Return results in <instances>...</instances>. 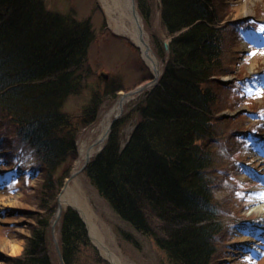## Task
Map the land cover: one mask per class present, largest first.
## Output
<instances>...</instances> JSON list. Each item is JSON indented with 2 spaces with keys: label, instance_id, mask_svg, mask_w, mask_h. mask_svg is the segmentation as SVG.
I'll return each mask as SVG.
<instances>
[{
  "label": "trees",
  "instance_id": "16d2710c",
  "mask_svg": "<svg viewBox=\"0 0 264 264\" xmlns=\"http://www.w3.org/2000/svg\"><path fill=\"white\" fill-rule=\"evenodd\" d=\"M149 1L150 6L147 0L136 4L148 30L159 12L158 29L165 38L150 36L162 72L137 102L130 132L124 136L115 121L83 172L123 220L167 253L171 264H212L228 231L218 217L231 213L229 205L221 208L222 200L213 198L211 179L217 169L211 142L222 126L214 116L222 108L219 96L223 88L242 95L264 74L220 80L231 72L219 17L222 0ZM244 24H233L235 36L260 26ZM93 34L87 20L53 13L42 0H0V155L14 176L43 177L33 194L41 211L37 226L9 264H54L51 225L59 191L78 156L79 131L97 118L103 95L94 91L78 113L64 109L65 99L82 89L79 70ZM56 230L65 264L80 260L91 246L72 207L62 210Z\"/></svg>",
  "mask_w": 264,
  "mask_h": 264
},
{
  "label": "rangeland",
  "instance_id": "374dc122",
  "mask_svg": "<svg viewBox=\"0 0 264 264\" xmlns=\"http://www.w3.org/2000/svg\"><path fill=\"white\" fill-rule=\"evenodd\" d=\"M42 1L45 8L53 13L73 16L76 22L87 20L94 33L86 61L83 63L84 68L79 70L82 74V89L77 95H69L65 99L64 109L72 114L78 113L88 104L94 91L103 94L99 101L101 104L97 118L79 131L78 156L59 191L58 204L67 181L77 172L73 176L77 188L94 214L102 239L121 259L122 264H171L167 253L150 236L135 230L129 222L123 220L83 172L89 161L106 144L115 121H120L118 129L124 136L130 132L137 117V102L154 85L127 97L128 100L117 113L113 114L111 109L121 94L151 80L153 70L144 61L141 49L130 36L115 30L111 17L103 7V0ZM147 1L150 6L151 2ZM219 9L220 24L225 27V51L230 54L228 66L231 69L230 73L221 75L220 80L240 79L250 75L258 77L259 73L264 74V32L258 31L259 26L251 27L252 30L246 28L240 36H235L232 32L233 24L239 22L245 23L244 25L264 24V0H222ZM153 19L148 24L150 30L145 28V35L159 61L161 74L163 61L156 53L150 34H162L165 38V32L158 29L157 11L154 12ZM249 52L252 54L249 55ZM257 81L253 85L249 84L242 95L224 88V92H219L221 96L218 95L222 108L214 116L222 126H217V135L211 142L213 159L217 166L211 172L215 187L213 198L216 201L219 198L222 200L221 208L229 205L231 213H223L218 217V220L222 219L227 223L228 231L224 239L218 242V251L212 264H248L247 260L250 261L249 264H264V235L257 237L252 243L239 244L235 238L238 232L253 228L258 214L249 208L264 199L261 196L264 193V77ZM117 87L120 89L116 90ZM109 113L112 116L107 136L101 145H96L94 152L87 154V149L98 138L103 121ZM227 138L230 139L229 142ZM234 140L235 143L230 146ZM3 159L0 155V190L4 188L0 191V195L4 197L0 200V264H9L12 258L22 254L25 237L37 226V217L41 211L33 203V194L39 190L43 177L14 176L11 174L12 165ZM68 206L72 207V204H63L62 210ZM78 214L85 224L89 244L94 249L88 246L81 253L82 258L74 264H112L101 254L83 217L79 212ZM2 239L13 241L15 249L5 248ZM52 256L54 264H61L57 251Z\"/></svg>",
  "mask_w": 264,
  "mask_h": 264
},
{
  "label": "bare ground",
  "instance_id": "6f19581e",
  "mask_svg": "<svg viewBox=\"0 0 264 264\" xmlns=\"http://www.w3.org/2000/svg\"><path fill=\"white\" fill-rule=\"evenodd\" d=\"M103 7L108 12L111 17V21L114 23L115 30L118 33L125 32L130 36L132 41L141 49L142 57L147 65L151 68H158L159 63L154 55L152 49L149 47L148 39L144 31H141L138 27V21L136 17L130 14L128 6L122 0H103ZM128 100L126 97L119 98L113 107V114L117 113L123 106V104ZM111 116L109 113L102 124V130L98 135V138L92 146L87 149V154H90L96 150V145H101L107 136L108 129L111 126ZM77 171V170H74ZM77 183L72 177L69 179L60 194V204L71 203L83 217L89 233L94 241V243L99 248L101 254L106 257L112 264H122L121 259L111 250V248L102 239L99 229L96 225L94 214L87 204V201L81 194L80 190L77 188ZM1 190H4L1 189ZM0 190V191H1ZM79 190V191H77ZM4 197L0 195V200ZM250 211L258 214L256 223L251 230L241 231L235 235L236 240L240 243H252L257 239V237H263L264 235V199L260 202L252 204L250 206ZM2 243L5 248H14L13 241L8 239H2ZM245 262V261H243ZM248 264L250 263L247 260Z\"/></svg>",
  "mask_w": 264,
  "mask_h": 264
},
{
  "label": "water",
  "instance_id": "95a60500",
  "mask_svg": "<svg viewBox=\"0 0 264 264\" xmlns=\"http://www.w3.org/2000/svg\"><path fill=\"white\" fill-rule=\"evenodd\" d=\"M120 1V0H119ZM124 1V3L128 6V9L130 11V14L133 15L134 17H136L137 21H138V27L140 28L141 31H143V24H142V19L138 13V10H137V7H136V4H135V0H122ZM150 47V46H149ZM153 70V78L151 80H149L148 82L144 83L142 86L140 87H137L136 89L134 90H131L127 93H123L119 96V98H122V97H130L131 95H133L134 93H138V92H141L142 90H144L145 88L149 87V86H153L156 84L157 80H158V77L160 75V69L159 67L158 68H154L152 69ZM118 98V99H119ZM113 109H111L112 111ZM117 115V114H116ZM77 172H74L70 178H72ZM75 208V207H74ZM76 209V208H75ZM77 210V209H76ZM61 211H62V206L60 204V196H59V204H58V209L55 213V217H54V221H53V229H54V225L58 222L59 218H60V214H61ZM78 211V210H77ZM87 226V225H86ZM54 241H55V245H56V250L58 252V254L60 255V250H59V246H58V243H57V239L54 238ZM62 264H64V262H62Z\"/></svg>",
  "mask_w": 264,
  "mask_h": 264
},
{
  "label": "snow or ice",
  "instance_id": "6c2138e0",
  "mask_svg": "<svg viewBox=\"0 0 264 264\" xmlns=\"http://www.w3.org/2000/svg\"><path fill=\"white\" fill-rule=\"evenodd\" d=\"M258 31H260V32H264V24H261V25L259 26ZM251 54H252V53L249 52V55H251ZM241 195H242V194H241ZM261 196H264V193H261Z\"/></svg>",
  "mask_w": 264,
  "mask_h": 264
}]
</instances>
